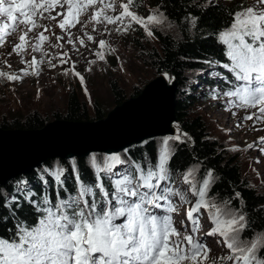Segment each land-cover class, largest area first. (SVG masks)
Here are the masks:
<instances>
[{
	"label": "snow or ice",
	"instance_id": "snow-or-ice-1",
	"mask_svg": "<svg viewBox=\"0 0 264 264\" xmlns=\"http://www.w3.org/2000/svg\"><path fill=\"white\" fill-rule=\"evenodd\" d=\"M138 6L139 0H0V48L11 43L9 55L42 53L48 57L45 43L52 48L63 47L53 44L50 37L54 36L57 41L65 39V35H57L53 28L67 34V42L75 47L71 29L77 25L87 29L90 23L93 31L102 25L108 34L109 25L115 26L114 30L120 34L135 30V25L154 38L153 28L162 25L167 17L159 8L141 16L136 10ZM209 6L219 7L213 0L197 5L200 9ZM228 15L230 21L219 31L218 41L226 46L225 55L229 61L220 66L231 73L232 79L222 77L228 89L213 90L209 95L213 99L227 98L228 111L255 110L242 118L241 125L244 121L264 123V0H254L247 6L241 3ZM189 18L195 28L200 17L189 14ZM84 36L100 49L115 52L107 41H97L87 31ZM78 43L86 47L83 38ZM58 55L61 65L71 60L67 53ZM96 55L101 61L105 60L103 51ZM45 62L55 67L51 59L38 60L35 56L30 61H22L26 64L23 76H38L40 65ZM205 63L217 62L208 60ZM69 70L84 85L85 78L74 70V65ZM0 78L22 82V76L3 70H0ZM84 90L87 94L86 87ZM188 140L191 137L187 133L165 138L155 162L147 157L143 164L133 161L122 174L113 171L117 165L127 163L120 155H108L103 164L92 157L96 183L81 181L77 172L78 195L58 198L55 205L44 198L42 205L36 207L40 216L35 225L18 220L16 213L21 203L15 196L11 202L6 198L3 206L9 210V215L0 217V223H7L10 218L15 223L14 228L7 229V237L0 236V264H264L261 255L264 253V230L245 237L243 234L250 228V222L247 213L242 211L243 205L238 210L230 206V200L217 203L209 197L215 183L212 170H206L204 178L197 180L199 166L189 168L182 174L187 189L181 191L175 187L170 161L176 148L170 141L185 144ZM72 165L75 170L74 160ZM101 173L108 176L111 190L106 187ZM62 175L63 170L58 169L55 180L61 186ZM113 175L118 178L112 180ZM34 195L29 192L25 200L35 205L31 200ZM236 198L241 199L239 193ZM183 205L188 206L185 219L190 222V228L184 221L173 218ZM262 209L264 205L256 211ZM205 214L213 225L205 236L214 238L218 247L227 250L222 254L214 255L210 241L198 235L201 217Z\"/></svg>",
	"mask_w": 264,
	"mask_h": 264
},
{
	"label": "rangeland",
	"instance_id": "rangeland-1",
	"mask_svg": "<svg viewBox=\"0 0 264 264\" xmlns=\"http://www.w3.org/2000/svg\"><path fill=\"white\" fill-rule=\"evenodd\" d=\"M156 1L157 0H139V6L136 9L138 14L147 16L152 10L159 8ZM213 2L231 6L235 9L236 6L241 3L247 6L252 4L254 0H213ZM169 24L172 26L169 27ZM92 29L93 24L91 23L88 24L87 29H81L80 25L71 29V38L75 42V47H73L67 42V34L61 33L59 28H53L52 31L57 35H65V39L57 41L54 36L50 37L53 44L59 43L62 44L63 47L52 48L48 46V43H45L44 48L50 54L48 57H44L42 53H30L24 56H18L15 53L9 55L11 52V43H6L4 47L0 48V70L22 76V82H9L6 79L0 78V126L3 123H11L19 119L23 120L32 114L39 115L46 120L47 123L53 122L54 120H62L56 119L55 116L59 115L62 117L65 114L67 110V101L72 90L78 91L81 101L86 104L88 121H97L96 116L98 113L103 114V118H105L111 109L123 103L119 104L116 102L117 99L113 95L115 93L113 91L112 82L116 83L119 87L125 98L124 101H126L135 97V92L137 90H142L149 82L157 78L158 75L151 67L152 54L153 52L157 53L159 50L156 33L170 34L175 38H179L180 36L175 25L168 19L159 27L153 28L155 33L154 38L148 37L143 29L135 25V30H130L127 34L117 33L113 25L108 26L110 34L103 30L102 25L96 26V31ZM84 31L93 35L97 41L101 39L107 41L108 45L115 49V52L109 51L108 48L100 49L98 44L88 41L87 37L84 36ZM45 35H49V33H45ZM81 38L85 40L86 47L78 43V40ZM9 41L11 42V38H9ZM223 47L224 51L222 55L224 59H227L225 55L226 46L223 45ZM99 51L104 52V61H101L96 55ZM63 53H67L68 56L71 57V60L61 65L58 54ZM32 56H35L38 60L51 59L55 67H49L45 62L40 65V73L38 76H23V70L26 69V64L22 63V61H30ZM222 60H217L215 61L217 63L214 64L206 63L203 68L188 72L186 79L187 83L182 90L183 93H181V96L184 95L185 97L194 94L195 98L191 102L190 114L202 119L207 127V132L211 140L217 141L220 145V150L228 158L235 161L240 168L243 179H245L249 186L264 196V151H261V149L264 148V144H261V138H264V123L254 124L253 121H244L241 125L242 118L255 110L250 109L248 112H245L239 109H232V111H228L226 110L227 98L213 99L212 96L209 95L213 90L217 92L227 90L223 88L220 83L222 81L220 80L221 75H215V73H220L221 71L222 67L220 65H222ZM92 61H95V63H91ZM6 65H11V67H7ZM73 65L74 70L84 76V85H82L79 78L74 75V72L69 70ZM89 68L91 71L88 70ZM28 71L32 70L28 69ZM65 72H67V75H65ZM166 77L169 81H173V78L169 76ZM194 83L195 85L193 86ZM219 85L221 87H219ZM85 87L87 88V94L84 90ZM179 96L180 95L177 96V99ZM97 107H99L100 110ZM233 111L236 112L235 116L232 115ZM176 124L178 127H175V133L172 136L154 139L157 155L165 138L173 137L177 133H184L180 129L179 124ZM238 125L241 126L238 127ZM170 144L174 147L173 141H170ZM137 147L138 146H133L117 154L127 163L117 165L113 170L114 172L123 173L124 169L133 162L134 155L131 149ZM142 155L144 156V154ZM107 156L108 155L91 154L89 157L84 158V165L79 163L80 159L73 157L67 160L64 168L60 163L61 161L57 159L50 160L51 164L49 167L45 166L46 164L44 163L36 172L31 175L29 174L30 176H25L26 178H34L33 180L25 182V178L20 182L16 181V183H18L16 184L15 191L17 195L16 199L21 205H24V203L28 202L25 200V196L29 192L34 193L32 189L36 186L43 188L47 187L49 189L58 188L61 190L70 187L71 194L78 195L76 173H79L81 181L94 185L96 183V176L91 167V158L95 157L98 163L103 164L104 158ZM73 160L76 165L75 170L72 165ZM139 162L141 164L144 163L143 160ZM81 165H83V167ZM195 167L197 166L191 165L189 168ZM58 169L63 170L62 186L60 182L55 180V174ZM188 169L173 172L176 185L181 191L186 190L188 187V185L184 184L182 181V174ZM71 171L73 174L69 177L68 173ZM100 175L101 178L107 177L105 173H101ZM204 176L205 174H203L199 168L196 174L197 180H202ZM112 177L118 178L114 175ZM8 197L11 202L13 196ZM209 197L214 199L217 203L223 202L213 196L212 189L209 192ZM189 198L193 201L195 199L191 197L190 194ZM31 200L39 201L35 195L31 197ZM187 207V205L181 206L180 215H185L183 211ZM202 221L204 227L202 230L203 236L206 240L210 241L213 254L219 255L222 254V252H226V249H222L215 244L214 238L205 236V233L213 226L207 214L203 215Z\"/></svg>",
	"mask_w": 264,
	"mask_h": 264
},
{
	"label": "trees",
	"instance_id": "trees-1",
	"mask_svg": "<svg viewBox=\"0 0 264 264\" xmlns=\"http://www.w3.org/2000/svg\"><path fill=\"white\" fill-rule=\"evenodd\" d=\"M156 2L167 19L175 25L180 36L175 38L170 34L156 33L159 50L157 53L153 52L152 54L151 67L157 75L164 74L177 82V96H180L177 99L176 117L182 132L191 137V140H188L185 144L174 142L176 152L170 161V168L172 172H176L186 170L191 165H196L199 166L203 174H206V170H212L215 177V183L211 188L213 196L220 201L230 200V205L235 209H241V205H243L242 211L247 213L250 222V228L244 232V235L252 237L254 232L264 230V209L256 211L261 205H264V196L249 186L243 179L240 168L235 161L228 158L220 150L217 141L211 140L202 119L190 114L189 110L191 102L195 98L194 94L181 96L187 83L188 72L203 68L206 65L205 61L224 59L222 55L224 47L218 41V34L219 31L228 26L230 21L228 13L233 8L216 2L213 3L218 4L219 7L198 8L197 5L205 3V0H157ZM189 14L193 17H200L195 28L192 27ZM223 85L226 88V84L223 83ZM112 86L115 93L113 95L117 99L116 102L121 104L125 98L116 83L112 82ZM140 91L137 90L135 96ZM97 108L100 110L99 107ZM103 117V114L98 113L96 119L100 120ZM55 118L73 122L89 120L86 104L81 101L78 91L72 90L70 92L65 114L62 117L56 115ZM46 124V120L37 114H32L23 120L3 123L0 127L2 129L27 130L41 129ZM131 150L134 155L132 161H145L147 157L151 162H155L158 157L154 140ZM66 162L65 160L60 162L63 168ZM84 162L85 159L79 161L80 164ZM45 164L49 167L51 162L48 161ZM83 165L81 166L83 167ZM68 176H72V171L68 173ZM86 177L88 178L87 174ZM25 178V176H21L10 181L7 185H0V217L9 215V210L3 206L5 200L7 198L9 201L8 196L17 197L15 191L18 183L16 181L20 182ZM33 179L26 178L25 182ZM32 190L35 197H40L46 193L44 188L39 186L33 187ZM236 193L240 194L241 199L236 198ZM13 207H15V204H13ZM16 216L18 220H22L26 224L35 225L39 213L28 201L21 205ZM14 223L15 221L11 218L7 223H0V236L7 237L9 235L7 229L14 228ZM261 255L264 256V253H261Z\"/></svg>",
	"mask_w": 264,
	"mask_h": 264
},
{
	"label": "water",
	"instance_id": "water-1",
	"mask_svg": "<svg viewBox=\"0 0 264 264\" xmlns=\"http://www.w3.org/2000/svg\"><path fill=\"white\" fill-rule=\"evenodd\" d=\"M178 84L164 74L97 121L54 120L41 129L0 128V185L57 159L120 154L175 133Z\"/></svg>",
	"mask_w": 264,
	"mask_h": 264
},
{
	"label": "bare ground",
	"instance_id": "bare-ground-1",
	"mask_svg": "<svg viewBox=\"0 0 264 264\" xmlns=\"http://www.w3.org/2000/svg\"><path fill=\"white\" fill-rule=\"evenodd\" d=\"M175 127L177 128L178 126H177V124H175ZM140 146H143V145H140ZM73 174V173H72Z\"/></svg>",
	"mask_w": 264,
	"mask_h": 264
}]
</instances>
